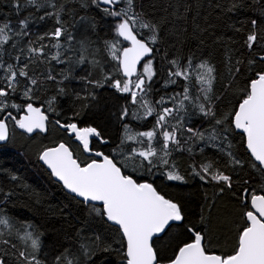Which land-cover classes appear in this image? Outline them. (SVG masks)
Wrapping results in <instances>:
<instances>
[{
  "label": "snow or ice",
  "instance_id": "obj_1",
  "mask_svg": "<svg viewBox=\"0 0 264 264\" xmlns=\"http://www.w3.org/2000/svg\"><path fill=\"white\" fill-rule=\"evenodd\" d=\"M91 4L114 20L109 28L113 33L112 39H105L102 43L111 60L116 62V71L121 78H113L112 72L105 71L95 56L91 61L88 60L86 54H91L94 42L85 38L76 42L79 45L77 62L100 67L102 79H89L88 75L80 79L93 89L110 82L117 92L128 94L129 104L121 106L118 117L121 121L125 117L136 121L152 117L154 122L148 130L142 131L123 123V136L120 144L112 150L116 153L113 156L97 151L92 146L93 137L100 143H108L96 127H78L77 123H62L57 119L55 124L75 134L83 151L97 159L83 161L65 143H59L44 148L39 160L70 194L80 198L89 207L90 215L118 226L123 241L124 264H264V186L259 193L248 187L241 188L238 199L242 211L240 219L235 222L239 225L235 229V244L230 251H216L211 247L203 228L207 219L203 212L198 219H193L179 191L162 194L154 182L135 178L126 171L127 162H132L133 172L137 168L148 174L161 170L168 181L185 182V175L181 174L173 154L187 151L193 155V146L205 142L225 152L227 163L219 166L215 160L199 163L193 160L189 165L191 173L201 181L220 185V194L226 189L232 191L234 178L228 168H243L246 163L224 147L227 145L231 149L229 135L235 129L243 134L251 158L247 163L264 175V68H257L258 64H264V28L258 26L260 22L257 19H251V28L244 41L250 52L259 50L258 56L247 61L237 58L235 63H232L231 57L228 58L231 79L224 85L225 91L233 87L242 66L251 75L241 89L242 95L238 102L231 106V110L222 111L218 106L221 96L215 90L219 73L214 63L208 59L197 61L192 56L169 59L166 79L163 81L164 91L161 92L156 88L161 72L154 64L155 46L161 41L160 22L144 19L143 14L136 11L135 0H91ZM15 6L18 12L27 7L35 9V12L19 19L18 26L10 22L0 23V114H3L0 115V142L10 139L9 120L28 134L37 130L48 131L49 116L42 107L35 106L33 102L23 105L14 103L12 96L22 87L25 100L34 101L35 90L45 81L55 82L57 77L48 71L41 74L43 80L38 79L30 74V65L34 62L50 64L52 61L68 63L70 58L66 53L71 50L75 40L63 18L69 11L64 0L60 3L57 0H24L23 3L16 0ZM80 6L87 7L88 3L85 0ZM238 7L237 0H230V6L224 11L232 12ZM41 9L42 15L36 17L35 13ZM37 18L41 21L53 19V28L38 34L35 40L29 39L27 62H22L18 55L14 57L13 63L6 62L3 59L5 46L15 49L17 38L30 37L29 25ZM84 19L80 17L81 21ZM89 27L95 29V18H91ZM142 30H147L148 35L145 36ZM122 41L127 42V46ZM69 75H64L63 79H69ZM171 85H177L181 91H167ZM63 91L61 88L60 92ZM156 93H159L158 98L153 99ZM76 97L82 98L80 93ZM88 97L95 99V92H89ZM55 100L56 97H52L47 101L48 111H54L52 105ZM129 105L135 107L130 108ZM9 109L24 114L17 118ZM197 115L208 121V127L201 129L189 126L192 117ZM123 146H127V151ZM11 179L17 180L18 177L12 174ZM243 184L248 185L249 181L244 180ZM11 195L10 191L4 193V199ZM0 226H3L0 228V237L4 236V229L10 232L13 228L10 218L3 215L2 209ZM177 227L182 229L180 235H171ZM22 228V232L17 230L16 233L25 245L22 250H17L20 264H48V260L40 255L41 240L37 230L31 224H24ZM82 232L83 229L78 230V235ZM80 238L79 251L86 264H108L103 255H98L111 250L105 240L96 234ZM165 238L169 243L158 247ZM0 242L16 248L9 239ZM0 264H7L5 255L0 254ZM52 264H81V259L70 255L69 250L65 249L53 258Z\"/></svg>",
  "mask_w": 264,
  "mask_h": 264
},
{
  "label": "trees",
  "instance_id": "obj_2",
  "mask_svg": "<svg viewBox=\"0 0 264 264\" xmlns=\"http://www.w3.org/2000/svg\"><path fill=\"white\" fill-rule=\"evenodd\" d=\"M24 0H21L23 3ZM62 0H57V3ZM69 11L64 15V20L69 25L75 40L72 48L66 55L70 58L66 64H58L55 61L49 63L34 62L29 67L30 74H34L38 79L43 80L41 74L51 71L57 77L54 81H45L35 92L34 101H27L18 90L12 96V102L26 104L33 102L42 106L49 116L48 132L36 133L32 136L21 132L18 127L9 120L10 139L0 145V209L3 215L10 218L13 227L24 224H32L40 235L41 257L52 264L53 258L69 250L70 255L81 259V264H86L80 255L79 244L81 236L99 235L110 246L111 250L103 255L108 264H124L123 261V241L118 227L102 220L99 217L90 215L89 207L81 200L70 195L63 186L56 182L51 173L39 162L40 152L59 142H66L73 150L75 156L83 161L93 159L85 155L82 147L69 137L67 131L62 130L55 124L59 119L62 123H77L80 127H96L108 143H100L98 139L92 140L95 150H102L106 154H112V150L120 144L123 136V123H128L136 130H148L153 121L149 117L144 121H136L131 117H125L121 121L118 117L121 106L129 104L128 94H121L110 86V82L103 87L90 88L85 85L81 77L88 75L89 79H102L100 67L91 63L83 65L77 62L79 45L77 41L85 38L94 42L90 49L88 60L92 57L100 62L105 71L112 72L113 78H121L116 71L117 64L111 60L107 54L103 40L112 39L113 33L109 31L113 24V18H109L103 12L91 4V0H86L87 7H81L85 0H64ZM239 7L232 12H225L224 9L230 6V0H135L137 12L143 14L144 19L152 22H160L161 41L155 46L154 64L160 69L161 75L156 84V88L163 89V81L166 79V69L169 67L168 60L174 57L187 58L194 57L195 60L208 59L214 63L218 69L219 77L215 85V90L221 99L218 106L222 111L231 110V106L238 102L242 95L247 79L251 73L245 72V67H241V74L233 82V87L224 90V85L231 79L228 73V58L232 63L237 58L245 61L258 56L259 50L252 52L246 47L244 41L251 28V19H257L260 28H264V0H237ZM16 0H0V23L10 22L13 26H18V21L30 12H35L31 7L24 8L19 12L16 9ZM217 5H220L217 7ZM104 7V6H101ZM43 9L35 13L36 17L42 15ZM80 17H85L83 21ZM91 18H95L96 27L93 30L89 27ZM54 20L45 18L43 21L38 18L29 25L30 37H19L15 49L5 46L6 52L3 59L8 63L14 62L15 56H20L22 62H27L28 41L35 40L38 34L49 31L54 26ZM240 28V31H236ZM144 35H148L147 30H142ZM124 46L126 45L123 41ZM22 50V51H21ZM257 68H264V64H258ZM69 79H63L69 74ZM90 73V75H89ZM62 81V83H61ZM181 83H183L181 81ZM63 88V93L60 89ZM95 92V99L88 97L89 92ZM167 91H181L177 85H171ZM80 93V99L76 94ZM159 93L154 94V99ZM56 97L52 107L54 111H48L47 101ZM86 97V98H85ZM134 108V105H129ZM19 118L23 112L9 109ZM3 115V114H0ZM189 126L206 128L208 121L200 116H193ZM231 150L238 158L246 161L243 168L229 167L228 172L233 175V190H225L219 193L220 185L211 181H201L200 178L191 173L189 165L195 160L197 163L204 160H215L219 166L227 163V156L218 147L206 145L199 142L193 146V155L187 151L175 152L173 159L181 174L185 175V182H170L166 179L163 171L154 170L152 174L137 168L133 172V163L127 162V174L134 175L135 178L147 179L154 182L158 190L163 193L174 194L180 192L186 202L188 211L193 219H198L201 213L207 218L203 224L211 242V247L216 251H230L236 241L235 223L240 219L242 208L239 204V192L241 188L248 187L258 193L264 186V175L251 168L247 161L250 158L243 140V134L232 129L229 135ZM127 151V146H123ZM203 151H200V149ZM15 174L18 179H11ZM248 180L249 184L244 185L243 181ZM179 185V188L177 187ZM12 192V195L4 199V193ZM236 193V195H233ZM98 207L100 205H97ZM3 226H0L2 228ZM83 232L78 235V230ZM12 230V229H11ZM182 229H173L171 235L179 236ZM186 237H181L185 239ZM9 239L16 248L0 242V254L5 255L7 264H20L17 259L18 249H23L17 235L8 229H4V236L0 240ZM169 243L168 239L160 242L157 246L163 247ZM171 255V252L168 253Z\"/></svg>",
  "mask_w": 264,
  "mask_h": 264
},
{
  "label": "water",
  "instance_id": "obj_3",
  "mask_svg": "<svg viewBox=\"0 0 264 264\" xmlns=\"http://www.w3.org/2000/svg\"><path fill=\"white\" fill-rule=\"evenodd\" d=\"M103 6V5H102ZM121 40H122V38H121ZM124 42V41H123ZM126 45L125 46H127V42H124ZM143 63V62H142ZM35 106H37V107H42V106H38V105H35ZM43 108V107H42ZM24 114V113H23ZM22 114V115H23ZM78 125V124H77ZM78 127H80L79 125H78ZM61 128V127H60ZM19 129V128H18ZM62 130H64V131H67V134L69 135V137H72L73 139H74V141L75 142H77L81 147H82V145H81V143H80V141L79 140H77L76 139V136H75V134H73V133H70L68 130H66V129H64V128H61ZM21 132H23V133H26L24 130H22V129H19ZM9 131H10V127H9ZM237 131H239L240 132V130H237ZM48 132V131H47ZM47 132H40L39 130H37L36 132H33V133H31V134H28V133H26L27 135H29V136H32V135H34V134H36V133H43V134H45V133H47ZM95 137H93L92 138V140L94 139ZM97 139V138H96ZM8 141H6V142H0V145H4V144H6ZM59 143H65L68 147H69V149L73 152V150L71 149V147L66 143V142H64V141H62V142H59ZM58 143V144H59ZM54 146H56V145H54ZM54 146H50V147H54ZM97 151H102V150H97ZM104 152V151H103ZM85 153V152H84ZM73 154H74V152H73ZM106 154V153H105ZM75 155V154H74ZM85 155H87V156H91V157H93V159H97V157H95L94 155H92V154H88V153H85ZM39 162L42 164V165H44L45 166V168L50 172V169H48L47 168V166L42 162V161H40L39 160ZM53 177V176H52ZM53 179L56 181V182H58V183H60L61 185H62V182H59L58 180H57V178H55V177H53ZM63 186V185H62ZM64 188V187H63ZM65 189V188H64ZM65 191L67 192V193H69L68 192V190H66L65 189ZM70 194V193H69ZM70 195H72V196H74L73 194H70ZM75 197V196H74ZM77 198V197H76ZM77 199H79V200H81L80 198H77ZM82 201V200H81ZM97 205H99L98 203H97ZM110 223V222H109ZM110 224H112V223H110ZM112 225H114V226H116L115 224H112ZM116 227H118V226H116ZM124 261V260H123Z\"/></svg>",
  "mask_w": 264,
  "mask_h": 264
},
{
  "label": "rangeland",
  "instance_id": "obj_4",
  "mask_svg": "<svg viewBox=\"0 0 264 264\" xmlns=\"http://www.w3.org/2000/svg\"><path fill=\"white\" fill-rule=\"evenodd\" d=\"M155 97L153 96V99H154ZM28 224H30V223H28ZM32 225V224H31ZM17 230H19L20 232H22L23 231V228H22V225L21 226H17V227H13L12 228V230L11 231H13L15 234L17 233ZM31 230V229H30ZM20 241V240H19ZM20 243H21V246L24 248L25 247V245L20 241Z\"/></svg>",
  "mask_w": 264,
  "mask_h": 264
}]
</instances>
